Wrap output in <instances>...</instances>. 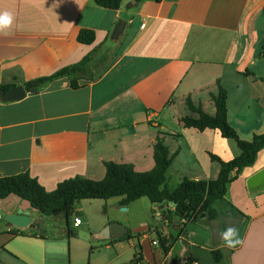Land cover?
Returning <instances> with one entry per match:
<instances>
[{
	"label": "crops",
	"instance_id": "1",
	"mask_svg": "<svg viewBox=\"0 0 264 264\" xmlns=\"http://www.w3.org/2000/svg\"><path fill=\"white\" fill-rule=\"evenodd\" d=\"M3 10L15 19L11 34L0 35V86L24 85L93 57L78 89L61 78L21 101L0 103V177L29 173L52 192L70 178L103 180L107 162L144 173L155 167L161 138L173 158L166 188L173 178L178 186L184 178L215 180L220 165L211 156L228 162L240 149L218 130L188 128L184 120L199 117L188 100L214 116L221 89L239 137L264 133V0H125L116 11L94 0H0ZM83 29L95 32L93 44L78 42ZM263 169L264 149L230 184L226 201L214 205L221 208L215 226L188 224L168 253L147 232L177 236L179 225L163 220L172 204H146L144 197L122 210L123 197L109 199L107 218L93 233L89 222L81 229L85 200L76 203L68 227L63 215L45 216L11 195L0 200V221L23 209L32 222L0 227V264H73L72 242L79 248L94 239L104 244L92 248L88 264H171L176 256L181 264H264V191L250 192L246 182ZM230 204L243 215H233ZM116 206L128 216L110 215ZM145 207L147 216L134 224L132 216ZM149 210L167 232L152 228ZM233 223L241 243L228 248L220 232Z\"/></svg>",
	"mask_w": 264,
	"mask_h": 264
},
{
	"label": "trees",
	"instance_id": "2",
	"mask_svg": "<svg viewBox=\"0 0 264 264\" xmlns=\"http://www.w3.org/2000/svg\"><path fill=\"white\" fill-rule=\"evenodd\" d=\"M124 1L94 0V3L99 7L116 11L120 9ZM135 1L139 3L141 0ZM77 40L79 43L91 45L96 40V34L92 30L83 29L79 32ZM92 57L93 55H88L80 62L63 68L51 76L24 82L23 86L28 93H39L53 80L68 78L71 80V88L78 89L79 80L86 72ZM11 87L12 85L0 86V90L8 91ZM227 101L228 93L221 89L219 94L214 97L216 114L210 116L188 100V107L197 112L199 117L184 120L185 126L188 128L200 131L218 130L224 138L234 140L240 149L241 155L228 162L214 155L211 156V159L220 165V171L215 180L193 181L184 178L175 190L166 188L167 173L173 158L169 156V149L163 140L158 138L154 146L155 167L151 171L140 173L131 164L107 162L105 163L106 176L103 180L70 178V180L60 183L52 192H47L29 173L0 177V200L15 195L21 200L29 202L33 209L45 216L63 215L67 219L68 227L75 214L76 203L83 200L107 201L123 197L120 203L126 207L145 197L153 204H172L175 206L174 211L166 210L163 213V220L170 225L175 223L179 225L177 236L167 237L159 234L161 246L168 253L178 237L185 232L188 224L202 220L211 222L218 218L219 210L214 205L218 201H226L230 184L238 179L244 169L255 164L259 152L264 149V133L255 135L251 141H245L239 137L238 132L228 122ZM230 207L233 215H243L231 204ZM13 234H17V232H13ZM213 252L214 260L221 261L223 258L221 252L217 250ZM189 260L187 263L192 264ZM171 264H181L180 258L174 257Z\"/></svg>",
	"mask_w": 264,
	"mask_h": 264
},
{
	"label": "rangeland",
	"instance_id": "3",
	"mask_svg": "<svg viewBox=\"0 0 264 264\" xmlns=\"http://www.w3.org/2000/svg\"><path fill=\"white\" fill-rule=\"evenodd\" d=\"M259 57L256 55L254 56V59L257 60ZM178 186V182L175 180L174 178L171 181V183L168 185L169 189H175ZM146 202V204H148L147 202H150L149 199H144ZM84 205H85V213L81 214L80 217L84 222V225L81 227V229H86V224L89 222L92 227L94 228L93 233H97L100 231L101 228V223L103 222V220H106L107 215H104V209H110V207H108L107 202L108 200H85L83 201ZM219 208V210L221 211V208L219 206H217ZM146 207L143 209H139L137 211V216H132L131 220L134 224H138L140 221H142V219L144 220L145 217L147 216L146 214ZM122 212L121 209H119L118 206H116L115 208H111V213L112 214H116L118 217L120 218H125L126 213H119ZM0 213H2L4 215V211L0 208ZM223 213V214H222ZM146 215V216H145ZM225 215L224 212H221V217ZM148 221L149 223H151L150 225L152 226V228H155L157 226H159V228H161L164 232H167L168 230L166 229V227L163 225V222L158 218L155 217V215L153 214V212H151L149 210L148 212ZM209 226H215V223H208ZM213 224V225H212ZM234 223H233V225ZM153 230V229H152ZM148 238L151 241L152 239H157L159 240V235L153 231L151 232H147ZM81 242V247L76 248L74 247V243L72 242V256H73V264H88L89 261V254L93 248V250L99 249L101 248L100 246L103 245L104 243L102 241H98V240H87V241H80ZM136 247L139 248V243L136 241ZM179 248V247H178ZM177 253V252H176Z\"/></svg>",
	"mask_w": 264,
	"mask_h": 264
},
{
	"label": "water",
	"instance_id": "4",
	"mask_svg": "<svg viewBox=\"0 0 264 264\" xmlns=\"http://www.w3.org/2000/svg\"><path fill=\"white\" fill-rule=\"evenodd\" d=\"M122 29H116L117 34H120ZM27 91L23 85L11 87L8 91L0 90V103H11L25 99ZM247 182V187L250 192L264 191V169L253 175ZM122 210H126L125 207ZM32 218L28 211L18 209L15 213L6 215L0 221L2 226H14L18 229H25L31 226ZM85 232H79L81 238H85Z\"/></svg>",
	"mask_w": 264,
	"mask_h": 264
},
{
	"label": "clouds",
	"instance_id": "5",
	"mask_svg": "<svg viewBox=\"0 0 264 264\" xmlns=\"http://www.w3.org/2000/svg\"><path fill=\"white\" fill-rule=\"evenodd\" d=\"M14 16L8 10L0 11V35H10L9 29L13 27ZM220 238L223 244L228 248H234L239 243V230L234 226H228L223 231L220 232Z\"/></svg>",
	"mask_w": 264,
	"mask_h": 264
},
{
	"label": "built area",
	"instance_id": "6",
	"mask_svg": "<svg viewBox=\"0 0 264 264\" xmlns=\"http://www.w3.org/2000/svg\"><path fill=\"white\" fill-rule=\"evenodd\" d=\"M81 223H82L81 219L79 217L75 216L74 217V226L78 227L81 225ZM157 244H158V242H154V245H157Z\"/></svg>",
	"mask_w": 264,
	"mask_h": 264
}]
</instances>
